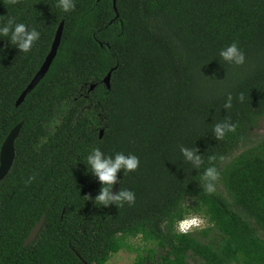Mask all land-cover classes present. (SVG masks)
Returning a JSON list of instances; mask_svg holds the SVG:
<instances>
[{
  "label": "trees",
  "instance_id": "16d2710c",
  "mask_svg": "<svg viewBox=\"0 0 264 264\" xmlns=\"http://www.w3.org/2000/svg\"><path fill=\"white\" fill-rule=\"evenodd\" d=\"M74 3L64 12L58 0H0V26L13 18L40 33L28 53L0 37V150L23 123L0 183V264H107L136 237L146 247L132 264H264V138H253L264 118V0ZM62 21L48 73L16 106ZM234 42L242 66L219 55ZM226 120L236 131L218 141L214 124ZM181 146L199 150V168ZM96 148L139 158L117 174L116 192H134V204H95ZM209 167L219 173L212 194ZM195 214L208 225L180 233L177 222Z\"/></svg>",
  "mask_w": 264,
  "mask_h": 264
},
{
  "label": "clouds",
  "instance_id": "9594fccd",
  "mask_svg": "<svg viewBox=\"0 0 264 264\" xmlns=\"http://www.w3.org/2000/svg\"><path fill=\"white\" fill-rule=\"evenodd\" d=\"M7 3L15 5L19 3V0H7ZM58 8H61L64 12H70L75 9L74 0H58ZM0 37H6L10 40V43L17 46L22 53H28L32 50L36 41L40 38V33L36 29L29 30L23 23H16L13 18H9L7 23L0 26ZM220 57L230 63L237 66H242L245 63V54L239 49L237 43H232L227 48L223 49L219 53ZM241 102L244 101V94L239 96ZM233 97L228 95L227 101L224 104L225 109H231ZM237 128L236 124L226 120L222 123H215L213 128L214 138L216 140H222L229 132H235ZM181 152L186 161L191 162L196 168H199L203 163L201 155L198 154L199 150H192L187 147L181 146ZM215 156L209 157V161H214ZM223 159V157H221ZM139 158L136 155H124L123 153H117L115 158L106 157L104 153L96 148L87 157V165L91 168V173L97 177L102 185L99 194L95 197L94 202L96 205L109 206L115 204L118 208L123 207L127 202L129 205L135 203V194L130 190H119L113 192V187L118 183L117 174L121 170L124 173L136 171L139 167ZM35 179V176H30L25 183L30 184ZM219 179V173L215 167H209L204 173V180L207 183L204 185V190L208 194H212L215 191V181ZM90 197V196H89ZM180 222V233H191L195 230H200L208 225L206 219L202 215H191L185 217ZM203 226V227H202Z\"/></svg>",
  "mask_w": 264,
  "mask_h": 264
},
{
  "label": "water",
  "instance_id": "95a60500",
  "mask_svg": "<svg viewBox=\"0 0 264 264\" xmlns=\"http://www.w3.org/2000/svg\"><path fill=\"white\" fill-rule=\"evenodd\" d=\"M114 8L116 9V0H114ZM63 28H64V21H62L56 31L51 49L49 53L47 54L42 66L38 70V72L35 74L31 82L27 85V87L24 89V91L20 94L19 98L16 101V106H20L23 101L25 100L26 96L34 90V88L40 83V81L45 77V75L48 73L54 59L57 56L59 46L61 44L62 40V34H63ZM114 69H111L106 77L104 78V83L107 85V87H110V80L112 76V72ZM95 84L91 85V89H94ZM23 123L17 124L8 134L6 139L4 140L1 150H0V183L8 176L10 173L16 157V148H15V142L20 134L21 128ZM103 130L100 132V137L103 136ZM117 184L113 188V192L116 193L117 191ZM45 221V217H43L36 226L31 230L28 238L26 239L24 246H28L31 244L38 236L39 231L41 230L43 224Z\"/></svg>",
  "mask_w": 264,
  "mask_h": 264
},
{
  "label": "rangeland",
  "instance_id": "374dc122",
  "mask_svg": "<svg viewBox=\"0 0 264 264\" xmlns=\"http://www.w3.org/2000/svg\"><path fill=\"white\" fill-rule=\"evenodd\" d=\"M254 139L260 140L264 138V118L261 120L259 127L254 131ZM182 219L177 222V230L180 231V222ZM203 227V226H202ZM131 245H134L132 250L122 249L118 253L112 255L107 264H132L137 255L138 249H143L146 247V244L140 239V237L133 238L130 240ZM151 246V244H148Z\"/></svg>",
  "mask_w": 264,
  "mask_h": 264
},
{
  "label": "flooded vegetation",
  "instance_id": "af4514ba",
  "mask_svg": "<svg viewBox=\"0 0 264 264\" xmlns=\"http://www.w3.org/2000/svg\"><path fill=\"white\" fill-rule=\"evenodd\" d=\"M44 60H45V59H44ZM43 62H44V61H43ZM42 64H43V63H42ZM41 66H42V65H41ZM39 69H40V68H39ZM35 240H36V239H35ZM35 240H34V241H35Z\"/></svg>",
  "mask_w": 264,
  "mask_h": 264
}]
</instances>
